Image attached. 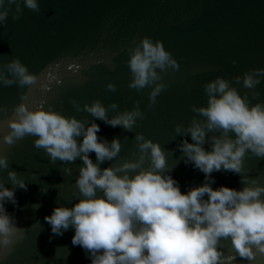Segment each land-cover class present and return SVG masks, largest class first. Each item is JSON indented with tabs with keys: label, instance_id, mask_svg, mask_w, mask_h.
<instances>
[{
	"label": "water",
	"instance_id": "95a60500",
	"mask_svg": "<svg viewBox=\"0 0 264 264\" xmlns=\"http://www.w3.org/2000/svg\"><path fill=\"white\" fill-rule=\"evenodd\" d=\"M20 3L22 12L18 18L13 19V3L6 21L0 24V65L18 57L38 79L24 86L0 83V107L5 109L0 111V120L5 121V131L22 95L29 107L44 101L45 107L51 105L86 122L93 117L83 104L93 99L105 105L115 102L118 109H109V115L130 110L138 101L144 119L138 118L132 131L112 127L97 118L98 135L108 140L120 138L117 162L134 158L136 132L157 141L166 152L171 175L181 191H186L201 184L204 173L191 162H184L177 147L182 137L175 132V125L186 126L193 116L200 117L191 105L207 104L203 84L222 76L242 95L247 92L252 103L264 100V77L254 89L233 79L242 77L247 70L264 68V0H38V11L25 6L23 0ZM143 36L161 40L179 64L178 69L168 68L161 73L167 87L151 107L150 86L139 91L129 87L128 49ZM109 82L115 84V90L107 88ZM253 91L259 95L252 96ZM72 99L80 110L71 103ZM2 136L0 131V152L7 156L9 168L25 180L27 189L16 188L15 206L5 203L16 217L22 238H15L0 264H90L85 250L72 244L71 226L56 235L44 219L54 206L71 207L75 202V177L82 160L52 161L42 147L33 144L32 135L11 145L4 143ZM183 138L191 142L190 135ZM205 148L209 149V145ZM90 156L95 160L94 152ZM65 163L71 173L64 172ZM109 163L105 161L101 167ZM244 167L249 176L259 177L264 183V158L246 155ZM7 172L0 169V181L11 187ZM211 175L215 178L214 188L242 186L240 174L219 170ZM42 185H47V192L40 191ZM33 204L39 207L34 209ZM221 248V264H264L261 256L255 261L240 257L229 240H222Z\"/></svg>",
	"mask_w": 264,
	"mask_h": 264
},
{
	"label": "clouds",
	"instance_id": "9594fccd",
	"mask_svg": "<svg viewBox=\"0 0 264 264\" xmlns=\"http://www.w3.org/2000/svg\"><path fill=\"white\" fill-rule=\"evenodd\" d=\"M15 3L13 19L22 12L20 0H0V24L6 21L9 7ZM23 4L39 10L38 0H23ZM235 63V61H233ZM127 64L131 79L129 87L138 91L150 86L148 106L167 84L161 73L179 68L177 60L161 40L143 36L128 49ZM159 70V71H158ZM264 77V68L247 70L241 81L254 89ZM38 79L18 57L0 65V83L32 85ZM109 82L107 88L115 90ZM206 105H191L200 117L193 116L186 126L175 125L182 139L177 147L185 163L204 173L201 184L181 191L171 175L166 152L161 145L143 133L136 132L137 151L134 158H116L121 152V140L99 136L96 119L132 131L144 112L135 101L133 108L115 111L118 105H108L100 99L84 103L83 109L93 117L78 119L55 110L44 101L35 107L24 103V95L8 118L0 120L2 140L11 145L25 135L34 137L33 144L42 147L50 160L74 162L82 160L75 177L76 196L71 207L54 206L44 219L51 232L62 235L70 226L74 230L73 245L85 250L90 264H221V242L229 240L235 252L255 261L264 257V183L249 176L244 167L246 155L264 158V100L252 103L222 76L203 84ZM259 92L253 91L252 96ZM71 103L80 110V105ZM0 107V111H4ZM190 135L191 142L183 138ZM77 137L81 139L78 141ZM209 145V149L205 145ZM95 153V160L90 153ZM109 161L108 166L101 167ZM147 161V164L145 163ZM0 169H8L13 186L0 181V260L11 251L15 238H22L16 217L5 208L6 202L17 204L16 188L27 189L18 173L9 168L8 158L0 152ZM225 170L240 174L239 189L220 185L213 187L214 171ZM67 163L64 172L71 173ZM35 175V173H33ZM41 192H47L42 185ZM32 207L38 208L39 204ZM51 239V237H50Z\"/></svg>",
	"mask_w": 264,
	"mask_h": 264
}]
</instances>
